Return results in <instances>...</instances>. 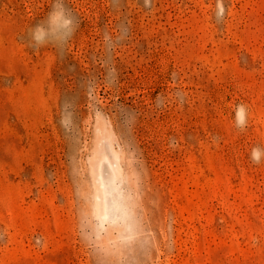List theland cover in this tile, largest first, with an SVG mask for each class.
<instances>
[{"label":"rangeland","instance_id":"374dc122","mask_svg":"<svg viewBox=\"0 0 264 264\" xmlns=\"http://www.w3.org/2000/svg\"><path fill=\"white\" fill-rule=\"evenodd\" d=\"M0 264H264V0H0Z\"/></svg>","mask_w":264,"mask_h":264},{"label":"clouds","instance_id":"9594fccd","mask_svg":"<svg viewBox=\"0 0 264 264\" xmlns=\"http://www.w3.org/2000/svg\"><path fill=\"white\" fill-rule=\"evenodd\" d=\"M42 33H40L39 30H37L36 33L33 34V39L39 43L42 40ZM247 110L245 105L240 104L237 105L235 108V123L238 128L243 129L246 126L247 120ZM261 150L259 148H253L251 153V159L253 163H259L261 158Z\"/></svg>","mask_w":264,"mask_h":264}]
</instances>
